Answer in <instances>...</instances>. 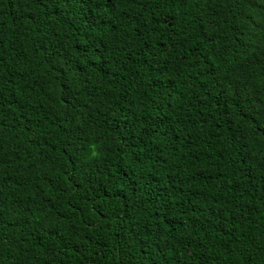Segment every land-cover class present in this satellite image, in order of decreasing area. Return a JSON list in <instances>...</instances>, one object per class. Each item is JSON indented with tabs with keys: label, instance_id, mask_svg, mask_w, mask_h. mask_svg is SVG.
Listing matches in <instances>:
<instances>
[{
	"label": "trees",
	"instance_id": "trees-1",
	"mask_svg": "<svg viewBox=\"0 0 264 264\" xmlns=\"http://www.w3.org/2000/svg\"><path fill=\"white\" fill-rule=\"evenodd\" d=\"M0 264H264V0H0Z\"/></svg>",
	"mask_w": 264,
	"mask_h": 264
}]
</instances>
